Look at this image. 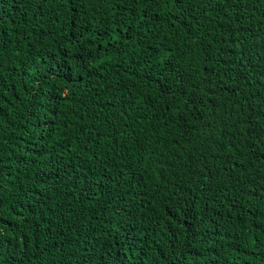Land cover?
<instances>
[{
  "label": "trees",
  "instance_id": "trees-1",
  "mask_svg": "<svg viewBox=\"0 0 264 264\" xmlns=\"http://www.w3.org/2000/svg\"><path fill=\"white\" fill-rule=\"evenodd\" d=\"M42 3L0 0V264H264V0Z\"/></svg>",
  "mask_w": 264,
  "mask_h": 264
},
{
  "label": "snow or ice",
  "instance_id": "snow-or-ice-1",
  "mask_svg": "<svg viewBox=\"0 0 264 264\" xmlns=\"http://www.w3.org/2000/svg\"><path fill=\"white\" fill-rule=\"evenodd\" d=\"M104 2H111L114 4L116 8H120V0H98V3H104ZM68 3L70 4L71 8L70 10L75 14L76 13V0H68ZM141 3L143 4L142 8V16L141 19L147 23L149 17H151L152 27H157V22L160 23H172L173 26H175V22L179 21L181 17L173 12V7L177 10V12H182L187 9L189 0H131V4ZM169 5H172V7H168ZM163 8H166L167 11L164 12L163 16L160 14V11ZM37 7L41 9V14H43V3L42 0H37ZM149 9H151V13L149 12ZM128 11L131 12L133 15H135V9L134 7H129ZM73 23H75L74 16L72 17ZM112 31L117 33L116 37L110 36L107 29L104 30H94L95 39L89 40V43H94L96 46L97 51L103 49L105 52L109 48H112L114 45L112 41H116V51H122L123 46L126 44L127 40L131 39L130 36H127L124 32H121L119 27L113 28ZM107 38V39H106ZM101 41H104V44H101ZM121 42H124L123 44ZM135 43V42H134ZM107 45V47H105ZM153 52L158 51V49H152ZM170 52L171 49H168ZM98 58V57H94ZM167 57L164 58V61H161V64L165 61H167ZM103 63V61H101ZM149 67L153 68V72L157 73V75H153V73H147L148 79H157L159 82V76L172 71L170 67H160L159 69H156L153 64H149ZM79 75V73H77ZM181 82L184 81V77L179 78ZM165 91H170L173 94L179 93L182 91V83L177 84L175 87L166 86ZM3 94L0 93V100H3ZM3 105H0V111H2ZM260 136V134H257ZM258 143H264V139H258ZM259 156L264 157V150H261L258 153ZM3 201L0 200V204H2ZM185 213H187V209L185 210ZM192 235L195 236L196 233L193 231Z\"/></svg>",
  "mask_w": 264,
  "mask_h": 264
}]
</instances>
